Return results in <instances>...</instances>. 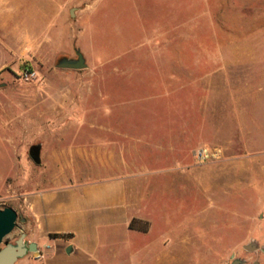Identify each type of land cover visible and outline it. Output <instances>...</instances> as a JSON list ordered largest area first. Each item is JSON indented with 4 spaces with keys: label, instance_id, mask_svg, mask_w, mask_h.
Wrapping results in <instances>:
<instances>
[{
    "label": "rangeland",
    "instance_id": "374dc122",
    "mask_svg": "<svg viewBox=\"0 0 264 264\" xmlns=\"http://www.w3.org/2000/svg\"><path fill=\"white\" fill-rule=\"evenodd\" d=\"M76 51L86 69L56 67ZM112 130L134 136L131 175L177 167L133 187L146 234L123 264H264V0H0V209L18 215L0 249L30 243L26 198L63 153Z\"/></svg>",
    "mask_w": 264,
    "mask_h": 264
},
{
    "label": "crops",
    "instance_id": "0c3cea01",
    "mask_svg": "<svg viewBox=\"0 0 264 264\" xmlns=\"http://www.w3.org/2000/svg\"><path fill=\"white\" fill-rule=\"evenodd\" d=\"M115 134L117 141L104 147L64 152L66 159L59 162V173L51 180V187L27 196V234L36 250L43 252L44 264H123L131 238L141 233L130 228L131 221L147 218L133 187L146 182L143 176L158 174L159 170L176 173V166L153 165L131 175L129 145L134 136ZM140 138L135 139L141 142ZM89 165L106 175L92 177L93 172L87 171Z\"/></svg>",
    "mask_w": 264,
    "mask_h": 264
},
{
    "label": "water",
    "instance_id": "95a60500",
    "mask_svg": "<svg viewBox=\"0 0 264 264\" xmlns=\"http://www.w3.org/2000/svg\"><path fill=\"white\" fill-rule=\"evenodd\" d=\"M56 67L58 69L83 70L86 69L87 65L82 53L76 51L75 59L61 58ZM39 152L40 146H34L30 149V156L36 164L40 163ZM17 217V212L11 207L0 209V245L16 227ZM24 238L25 234L22 233L15 241V244H5V246L0 249V264H16L19 259L28 253L36 251V244L34 242L25 243ZM244 250L252 252L254 248L248 245L244 246ZM66 252L69 253L70 248H68ZM231 264H243V262L236 259L233 260Z\"/></svg>",
    "mask_w": 264,
    "mask_h": 264
},
{
    "label": "built area",
    "instance_id": "2783aa9c",
    "mask_svg": "<svg viewBox=\"0 0 264 264\" xmlns=\"http://www.w3.org/2000/svg\"><path fill=\"white\" fill-rule=\"evenodd\" d=\"M37 78V74L34 71L29 70L28 68L24 69L20 73V79L24 82H31Z\"/></svg>",
    "mask_w": 264,
    "mask_h": 264
},
{
    "label": "trees",
    "instance_id": "16d2710c",
    "mask_svg": "<svg viewBox=\"0 0 264 264\" xmlns=\"http://www.w3.org/2000/svg\"><path fill=\"white\" fill-rule=\"evenodd\" d=\"M130 228H131V229H135V228H134V225L132 224V222H131V224H130ZM136 229L139 230V231H143V232L146 231V230H144V229L142 230L141 228H136Z\"/></svg>",
    "mask_w": 264,
    "mask_h": 264
}]
</instances>
